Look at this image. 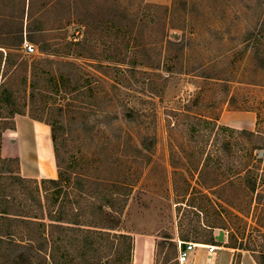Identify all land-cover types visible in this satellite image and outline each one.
<instances>
[{
    "label": "rangeland",
    "instance_id": "374dc122",
    "mask_svg": "<svg viewBox=\"0 0 264 264\" xmlns=\"http://www.w3.org/2000/svg\"><path fill=\"white\" fill-rule=\"evenodd\" d=\"M21 37L20 65L0 71V82L15 87L20 106L63 124L59 173L69 197L42 183L40 194L84 225L66 222V235L48 242L10 239L0 264L96 263L108 241L94 233L90 250L72 228L97 230L80 210L108 194H128L122 234L175 243L221 227V244L237 247L234 264L242 252L264 254V0H0V52H14L1 46ZM6 116L0 128L12 122ZM17 116L53 147L50 125ZM19 130H3L1 141L16 138L29 167L21 134L30 130ZM114 242L100 264H129L123 239ZM217 253L224 264L227 252Z\"/></svg>",
    "mask_w": 264,
    "mask_h": 264
},
{
    "label": "trees",
    "instance_id": "16d2710c",
    "mask_svg": "<svg viewBox=\"0 0 264 264\" xmlns=\"http://www.w3.org/2000/svg\"><path fill=\"white\" fill-rule=\"evenodd\" d=\"M9 45L10 46H1L4 48L8 47L14 51L9 52L6 55L2 51L0 52V71L3 74L7 72L9 66L20 65V62L18 61L21 54L16 51H19L23 45V37H21L18 42ZM21 66H24V70H28L27 62H23L22 60ZM28 81L27 76H24L21 85L27 86L29 84ZM30 88V98L32 100L36 91L35 82L31 83ZM16 93L15 87L10 82H0V112L6 109V117L12 120V122H9V124L0 128V245H4L5 243H8L10 239L15 238H18L20 241L48 242L66 235V232L72 227L67 226L65 224L66 222L74 223L79 226L84 225L78 219L70 220L68 218L67 205L65 203L62 201L57 202L56 199L53 201V205H51L50 200H52V197L50 195L45 196L44 203L40 194V184L42 183L45 185L44 188H46V185L48 184L54 191H58L57 195H63L61 188L63 179L61 172L59 173L62 167L61 162H63V160L58 146L59 140L62 136L61 130L63 124L54 122L50 118H45L42 114L37 115L29 112L26 110V107L19 105ZM17 114H28L32 119L50 125L53 151L56 165L58 167V177L56 179H42L39 181L38 179L24 177L19 171H12L11 169L12 164H19V159L2 157V132L7 129H15V116ZM262 146L264 147V144ZM30 184L35 185V187H31ZM78 186L81 188V183H79ZM252 187L254 188L255 184H253ZM63 196L68 198L69 194L65 192ZM21 197L24 198L22 199ZM127 197L128 194H108L105 196L103 202L99 204H97V202H90L87 204L86 208H81L80 210L82 214L88 217V222L85 224L97 228V230H92L90 228L85 229L82 227L72 228L74 231L85 233L84 245L86 246L84 247L90 250L92 249L93 240L95 239L93 235L94 233H97V236L99 237H105L106 241H108V253L100 255V258L96 263H103L105 259L108 260L112 257L113 253L116 252L118 244H115V239L125 240V250L128 251V253L132 248L131 236L116 232L120 230L122 215L128 201ZM22 200H24L26 204H24ZM53 207H55V209ZM32 208L33 210L30 211ZM74 209L75 215H77L79 209ZM74 212L71 211L72 214H74ZM45 218L49 220V223L45 222ZM210 229L211 231L208 241L217 244L218 242L215 240L213 234V227ZM181 237L183 240L188 241L187 236ZM166 238L167 240H164L159 244L160 248L165 251L163 262L165 264H173L172 260L175 259L177 253L176 245L171 240L170 235L167 234ZM254 258L258 264H264V254L260 255V257L254 256ZM96 263L90 262L86 259L80 264Z\"/></svg>",
    "mask_w": 264,
    "mask_h": 264
},
{
    "label": "crops",
    "instance_id": "0c3cea01",
    "mask_svg": "<svg viewBox=\"0 0 264 264\" xmlns=\"http://www.w3.org/2000/svg\"><path fill=\"white\" fill-rule=\"evenodd\" d=\"M19 121H21V123H23L25 125L27 124L26 127L22 128L21 123ZM29 123H32V122H29L25 118V116H22V117L17 116L15 118V129H8V130L15 131V130H17V128H19V129H21V130H19V132L21 131V133H22L23 131L25 132L29 129H32L35 132L46 133V131L43 128H41V127L38 128L37 126L32 127ZM251 124L253 125V120L251 121ZM21 137H23L22 134H21ZM4 147H6L8 154L3 153ZM18 152H19V146H18L17 141L15 139H12V138H7V141H5V135H4L3 139L1 141V155L4 158H17V159H19V167H20L21 175H23L24 177H27V178H34V179H38V180L39 179H56L58 177V167L56 165L53 147L51 148V145L49 143H48V152H47L48 157H46V159L44 161H40L37 153L35 155H33L32 157L30 155L29 157H30L31 161H29V163H30L29 167H27L25 165V161L23 164L22 158L20 157ZM30 152H29V154H30ZM52 152H53V154H52ZM22 153H23V149H22ZM23 157H24V155H23ZM220 231H221V227H213V234H214L216 241H217L216 236L219 235ZM116 232H118L119 234H122L121 230L116 231ZM126 235H129L132 238V248H131L130 252L128 253V251L125 250L128 253L129 258H130L129 264H156V262L158 260L159 249L161 250L159 244L162 243L164 240H167V238H166L167 235L162 236L163 240H159L160 237L156 236L153 233H134V234L133 233L132 234L126 233ZM181 236H183V235H181ZM181 236L178 235V238H175L176 251H177V241L183 240ZM209 237H210V234L208 235L207 240H195L194 242H197L199 244H213V243H210L208 241ZM187 239H188V241H192L188 237H187ZM171 240L173 241L174 238L171 237ZM123 241H124V243L121 245H123V247L125 249L126 248L125 240L123 239ZM226 242H227L226 234H224V241L221 243L224 244ZM218 243L221 244L220 242H218ZM218 243L215 244V245L219 246L218 250H224L228 254V256L226 258V262L224 264H234L235 258L237 257L236 255L238 253L237 248L232 246V245L231 246L230 245L224 246L222 244L219 245ZM177 254H178V252L176 253V257H177ZM176 257H175V259L172 260V263H173V261H175L176 264H179L176 260ZM207 257H208V254H207L206 249L199 246L191 254L190 259L188 260V262L186 264H205ZM218 257H219V255L217 253V256H216L217 263L219 262ZM162 264H165V263L162 262ZM218 264H222V262L221 263L219 262ZM239 264H258V263L251 253L242 252Z\"/></svg>",
    "mask_w": 264,
    "mask_h": 264
},
{
    "label": "built area",
    "instance_id": "2783aa9c",
    "mask_svg": "<svg viewBox=\"0 0 264 264\" xmlns=\"http://www.w3.org/2000/svg\"><path fill=\"white\" fill-rule=\"evenodd\" d=\"M25 49L27 53H33L35 51V47L32 44H28V43L25 45ZM199 246L205 248L207 251L208 257L206 259L205 264H218L216 260V256L219 246L215 244H199L194 241H185V240L177 241V252H178L176 257L177 262L179 264H186L190 259L191 254Z\"/></svg>",
    "mask_w": 264,
    "mask_h": 264
},
{
    "label": "bare ground",
    "instance_id": "6f19581e",
    "mask_svg": "<svg viewBox=\"0 0 264 264\" xmlns=\"http://www.w3.org/2000/svg\"><path fill=\"white\" fill-rule=\"evenodd\" d=\"M29 130H28L30 133L29 135H25V133L24 134L22 133L23 135V143H22L23 155L27 161H31L29 156L31 155L32 157L33 155L37 153L39 160L44 161L46 157H48V154H47L48 136H46V133H43V132H35L31 129ZM15 140L17 141L16 138Z\"/></svg>",
    "mask_w": 264,
    "mask_h": 264
},
{
    "label": "water",
    "instance_id": "95a60500",
    "mask_svg": "<svg viewBox=\"0 0 264 264\" xmlns=\"http://www.w3.org/2000/svg\"><path fill=\"white\" fill-rule=\"evenodd\" d=\"M216 239H217L218 242H223L224 241V231L223 230H221L219 235L216 236Z\"/></svg>",
    "mask_w": 264,
    "mask_h": 264
}]
</instances>
